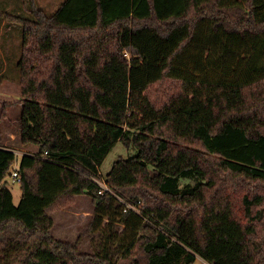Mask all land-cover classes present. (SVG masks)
<instances>
[{
	"label": "trees",
	"instance_id": "obj_1",
	"mask_svg": "<svg viewBox=\"0 0 264 264\" xmlns=\"http://www.w3.org/2000/svg\"><path fill=\"white\" fill-rule=\"evenodd\" d=\"M29 1L32 18L13 16L15 125L36 149L15 204L16 154L0 145V251L16 241L18 264H264V0H63L50 14ZM117 141L135 152L104 180L139 212L91 179ZM83 194L97 217L114 221L116 203L132 222L115 259L51 232L48 212Z\"/></svg>",
	"mask_w": 264,
	"mask_h": 264
},
{
	"label": "rangeland",
	"instance_id": "obj_2",
	"mask_svg": "<svg viewBox=\"0 0 264 264\" xmlns=\"http://www.w3.org/2000/svg\"><path fill=\"white\" fill-rule=\"evenodd\" d=\"M31 1L35 8L41 9L45 14H50L63 0ZM30 11L29 0H0V114L2 108L6 114L5 118L0 120V145L13 149L16 154L10 172L18 167L22 154L33 153L36 149L34 145L20 144L15 125L22 109L18 103L21 92L17 68L21 53L22 26L18 21L20 19L13 16L32 18ZM126 52L130 56L132 49L127 47ZM134 152V148H128L121 141H117L100 165L101 175L104 177L118 157L125 158ZM4 180L12 192L13 202L17 204L21 196L20 184L9 174ZM186 183L192 184V181L183 180L181 185ZM120 199L122 198H118L119 203L126 202ZM97 211L90 196L77 195L68 206L48 212L53 220L51 232L58 239L77 242L80 252L105 251L113 254V259H115L114 256L120 253L119 241L129 242L134 234L132 222L119 223L120 207L116 203H112V208L107 213L111 214L112 219L118 223L111 222L107 216L97 217ZM10 242L11 248L8 251H0V264H18L23 255L22 247L16 246V241ZM194 264L209 263L196 254Z\"/></svg>",
	"mask_w": 264,
	"mask_h": 264
},
{
	"label": "built area",
	"instance_id": "obj_3",
	"mask_svg": "<svg viewBox=\"0 0 264 264\" xmlns=\"http://www.w3.org/2000/svg\"><path fill=\"white\" fill-rule=\"evenodd\" d=\"M101 174V173H100ZM11 176V178H13L14 180H16L17 182L20 181L21 177H20V174H19V167H16L15 169H12V171L10 172L9 174ZM93 181H95L99 187H100V190L99 192L102 193L104 190L105 191H108L112 194H114L117 198H120L118 195H116L110 188L109 186L106 184L105 180H104V177L101 175V177H92L91 178ZM122 200V199H120ZM123 204L125 205V210L130 208V209H133L137 212H139V210L137 209V207L133 204H130V203H127V202H124L123 201Z\"/></svg>",
	"mask_w": 264,
	"mask_h": 264
}]
</instances>
